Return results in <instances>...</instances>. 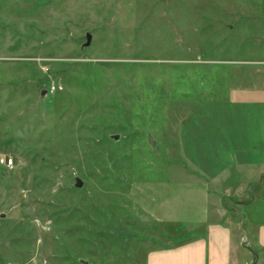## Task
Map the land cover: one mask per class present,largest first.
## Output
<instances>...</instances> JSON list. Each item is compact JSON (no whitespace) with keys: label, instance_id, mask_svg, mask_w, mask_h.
Returning <instances> with one entry per match:
<instances>
[{"label":"rangeland","instance_id":"374dc122","mask_svg":"<svg viewBox=\"0 0 264 264\" xmlns=\"http://www.w3.org/2000/svg\"><path fill=\"white\" fill-rule=\"evenodd\" d=\"M263 70L264 0H0V264H145L189 238L178 125Z\"/></svg>","mask_w":264,"mask_h":264},{"label":"crops","instance_id":"0c3cea01","mask_svg":"<svg viewBox=\"0 0 264 264\" xmlns=\"http://www.w3.org/2000/svg\"><path fill=\"white\" fill-rule=\"evenodd\" d=\"M258 74L220 75L214 98L180 121L181 171L169 168L167 185L172 201L184 200L178 224L189 238L149 251L145 264H264V70Z\"/></svg>","mask_w":264,"mask_h":264},{"label":"water","instance_id":"95a60500","mask_svg":"<svg viewBox=\"0 0 264 264\" xmlns=\"http://www.w3.org/2000/svg\"><path fill=\"white\" fill-rule=\"evenodd\" d=\"M89 39H90V36L87 35V42H89ZM43 94L44 92L41 93V95ZM112 139L116 140L117 136H112ZM147 140H148L149 145L152 146L154 144L150 135H148ZM81 185H82L81 181L79 179H76L75 187H81Z\"/></svg>","mask_w":264,"mask_h":264},{"label":"built area","instance_id":"2783aa9c","mask_svg":"<svg viewBox=\"0 0 264 264\" xmlns=\"http://www.w3.org/2000/svg\"><path fill=\"white\" fill-rule=\"evenodd\" d=\"M0 163L3 164L4 166H11L12 160L9 157H5V158L0 159Z\"/></svg>","mask_w":264,"mask_h":264}]
</instances>
